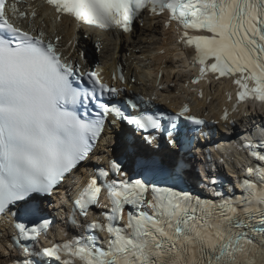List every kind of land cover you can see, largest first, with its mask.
<instances>
[{
	"label": "snow or ice",
	"instance_id": "6c2138e0",
	"mask_svg": "<svg viewBox=\"0 0 264 264\" xmlns=\"http://www.w3.org/2000/svg\"><path fill=\"white\" fill-rule=\"evenodd\" d=\"M21 2L0 0V215L36 217L39 210L31 205L33 197L51 195L88 160L106 126L127 124L145 133L163 132L168 143L176 146L189 131L185 122L205 125L187 104L170 115L140 110L137 101L144 103L142 96L135 101L120 99L123 89L104 82L99 72L82 70L60 47L61 37L53 39L37 28L32 22L36 10H21ZM45 3L58 18L67 16L78 25L124 32L131 31L145 8L154 14L167 11L169 23L175 21L183 30L180 43L193 49L191 65L199 66V75L191 83H199L209 72L219 74L217 79L230 76L238 89L237 105L247 99L264 102V0ZM25 20L27 28L22 26ZM118 79L124 82L125 77L121 73ZM222 119H228L227 109ZM145 139L152 143L156 136ZM238 147L259 163L246 169L239 183L241 195L214 189L218 202L175 186L132 178L120 161L111 160L108 169H98L73 201L74 210L87 217L90 207L100 204L101 191L106 192L111 208L101 213L103 221L86 226L91 234L34 252L32 245L22 242L37 241L51 221H33L31 227L17 222L14 245L47 260L23 258L13 264H75L76 260L80 264H264V141ZM138 166L141 175L164 171L179 175L175 170L180 162L167 170L152 159L140 160ZM110 174L124 178L108 179ZM252 176L255 179L247 178ZM126 207L130 209L127 221L121 225ZM96 232H106L107 239L99 240Z\"/></svg>",
	"mask_w": 264,
	"mask_h": 264
},
{
	"label": "bare ground",
	"instance_id": "6f19581e",
	"mask_svg": "<svg viewBox=\"0 0 264 264\" xmlns=\"http://www.w3.org/2000/svg\"><path fill=\"white\" fill-rule=\"evenodd\" d=\"M31 9H35L37 16L32 21L37 28L44 30L49 36H60V47L69 56L89 64L86 58L87 49L91 44L103 45L104 50L100 53V65L114 67L121 65L125 68L129 81L126 87L134 91L151 92L160 70L163 68L161 85H168L163 92L164 100L181 103L185 95L175 87L181 85L190 76V70L186 68L183 54L177 48L169 50L167 55H158L167 41L173 43L172 38H164L162 21L159 18H144L142 27L137 26L131 35L119 33H94L86 29L76 28L74 23L67 18L60 22H52L51 9L37 0L32 3ZM23 9L27 5H22ZM24 23L28 24L25 20ZM83 33L89 34V39H82ZM171 48V47H168ZM218 92L209 105L199 103L201 109H211L223 100V86L214 84ZM212 111V109L210 110Z\"/></svg>",
	"mask_w": 264,
	"mask_h": 264
}]
</instances>
